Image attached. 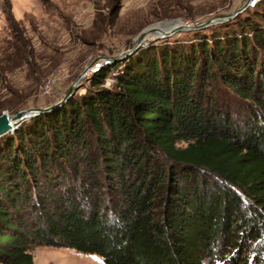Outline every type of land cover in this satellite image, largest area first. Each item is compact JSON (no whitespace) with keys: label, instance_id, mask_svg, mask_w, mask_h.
<instances>
[{"label":"trees","instance_id":"obj_1","mask_svg":"<svg viewBox=\"0 0 264 264\" xmlns=\"http://www.w3.org/2000/svg\"><path fill=\"white\" fill-rule=\"evenodd\" d=\"M244 12L105 64L0 136V264H34L37 245L106 264H264V0ZM7 20L0 114L33 91L8 77L34 50Z\"/></svg>","mask_w":264,"mask_h":264},{"label":"rangeland","instance_id":"obj_2","mask_svg":"<svg viewBox=\"0 0 264 264\" xmlns=\"http://www.w3.org/2000/svg\"><path fill=\"white\" fill-rule=\"evenodd\" d=\"M256 1L249 0L243 8L246 0H0V44L10 38V13L30 38L34 55L32 66L16 69L8 77L18 88L33 87L22 108L49 106L45 111H52L87 86L90 75L105 64L120 61L151 41L189 43L195 39V32L208 34L212 26L215 29V25L237 15L244 16V10ZM170 10L175 16L159 15ZM232 13L228 19L205 27L178 30L163 37L150 33L138 42L137 36L158 22L180 19L183 24L197 25L213 16ZM87 67L89 72L76 81ZM70 89V95L62 100ZM31 251L34 264H106L98 254L68 247L37 245Z\"/></svg>","mask_w":264,"mask_h":264},{"label":"water","instance_id":"obj_3","mask_svg":"<svg viewBox=\"0 0 264 264\" xmlns=\"http://www.w3.org/2000/svg\"><path fill=\"white\" fill-rule=\"evenodd\" d=\"M249 0H246V2L243 5V8L247 6ZM233 15L232 14H219L216 16H213L211 18H209L208 20L201 22L200 24L197 25H190V24H183L182 21L180 19H171V20H167L164 22H158L155 23L147 28H145L137 37H138V42L143 41L146 39V36L150 33H155L157 35V37H163V36H168L170 34H172L175 31L178 30H190V29H197V28H201V27H205L208 26L210 24L213 23H217L219 21H223L225 19H228L229 17H231ZM174 22H178V24L170 27L169 29H163V28H159L157 27L160 24H171ZM138 46V44H136L133 48H136ZM127 52H129V50H127ZM126 52V53H127ZM120 58L115 59L114 61L119 60ZM90 67H87L83 70V72L80 74V76L78 77V79H81L86 73L87 70H89ZM78 79L76 81H78ZM72 92V89H70L66 96L62 99H66L70 93ZM49 108V106L46 107H40V108H20L18 110L13 111L12 113H8L6 111H3L0 114V136H2L3 134L7 133V132H12L17 128V125L20 124L22 121H24L25 119L31 118L35 115H37L38 113L45 111Z\"/></svg>","mask_w":264,"mask_h":264},{"label":"bare ground","instance_id":"obj_4","mask_svg":"<svg viewBox=\"0 0 264 264\" xmlns=\"http://www.w3.org/2000/svg\"><path fill=\"white\" fill-rule=\"evenodd\" d=\"M176 24H178V22H174V23H169V24H160V25H158L157 27H159V28H163V29H169L170 27H172V26H174V25H176ZM148 36V35H147ZM90 69V68H89ZM87 72H89V70H87ZM78 81H79V79H78Z\"/></svg>","mask_w":264,"mask_h":264}]
</instances>
